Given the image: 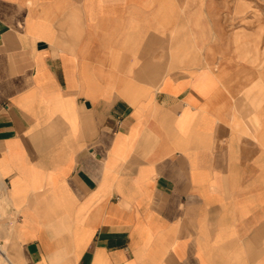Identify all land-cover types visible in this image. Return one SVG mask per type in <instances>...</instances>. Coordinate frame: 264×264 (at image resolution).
I'll return each instance as SVG.
<instances>
[{
	"label": "crops",
	"instance_id": "crops-1",
	"mask_svg": "<svg viewBox=\"0 0 264 264\" xmlns=\"http://www.w3.org/2000/svg\"><path fill=\"white\" fill-rule=\"evenodd\" d=\"M199 16L0 0V264H264V70Z\"/></svg>",
	"mask_w": 264,
	"mask_h": 264
},
{
	"label": "rangeland",
	"instance_id": "rangeland-1",
	"mask_svg": "<svg viewBox=\"0 0 264 264\" xmlns=\"http://www.w3.org/2000/svg\"><path fill=\"white\" fill-rule=\"evenodd\" d=\"M185 1L188 14H200L197 23L203 27L211 23L233 45L236 56L264 70V0Z\"/></svg>",
	"mask_w": 264,
	"mask_h": 264
}]
</instances>
